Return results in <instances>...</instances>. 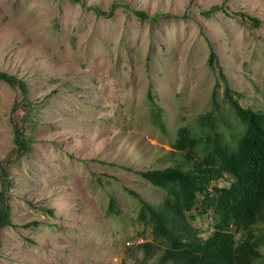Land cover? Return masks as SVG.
Wrapping results in <instances>:
<instances>
[{"label": "rangeland", "instance_id": "obj_1", "mask_svg": "<svg viewBox=\"0 0 264 264\" xmlns=\"http://www.w3.org/2000/svg\"><path fill=\"white\" fill-rule=\"evenodd\" d=\"M218 68L240 106L264 112V0H0V72L27 88L0 82V192L2 168L13 224L0 264H135L141 254L125 248L140 242L124 239L140 229L138 205L125 190L158 199L138 171L167 164L178 126L201 134L194 121L214 91L215 130L226 142L239 132ZM14 125L31 141L18 160Z\"/></svg>", "mask_w": 264, "mask_h": 264}, {"label": "trees", "instance_id": "obj_2", "mask_svg": "<svg viewBox=\"0 0 264 264\" xmlns=\"http://www.w3.org/2000/svg\"><path fill=\"white\" fill-rule=\"evenodd\" d=\"M217 10L215 7L203 17ZM94 12L101 15L97 9ZM135 14L139 19L146 18L143 13ZM216 61L210 52L208 65L216 67ZM217 71L223 84L222 101L227 106L223 114L240 126L239 132L231 134L226 142L215 130L218 106L214 91L211 111L194 121L201 134L195 136L193 127L178 126L167 164L138 171L140 181L157 190L158 199L152 204L141 194L125 190L138 205L136 221L140 229L133 230L138 231L135 237L124 239L132 246L140 242L125 248L127 253L141 254L135 264H255L262 258L264 236L257 232L264 224V112L240 106L222 70ZM0 82L27 94L25 83L13 76L0 72ZM30 106L27 102L23 108L30 112ZM16 111L17 104L11 112ZM153 118L154 126L166 132L159 113ZM13 145L16 160L31 152V141L19 125L13 126ZM1 175L0 247L1 232L13 226L10 205L2 191L9 180L2 168ZM221 183L224 186L219 187ZM114 206L115 201L110 199L109 210L114 211ZM46 211L53 215L51 210Z\"/></svg>", "mask_w": 264, "mask_h": 264}, {"label": "clouds", "instance_id": "obj_3", "mask_svg": "<svg viewBox=\"0 0 264 264\" xmlns=\"http://www.w3.org/2000/svg\"><path fill=\"white\" fill-rule=\"evenodd\" d=\"M248 177H249V172H248Z\"/></svg>", "mask_w": 264, "mask_h": 264}]
</instances>
